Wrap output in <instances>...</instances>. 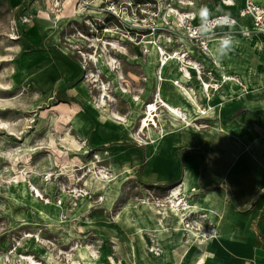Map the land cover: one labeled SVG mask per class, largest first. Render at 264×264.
Instances as JSON below:
<instances>
[{
	"label": "rangeland",
	"instance_id": "rangeland-1",
	"mask_svg": "<svg viewBox=\"0 0 264 264\" xmlns=\"http://www.w3.org/2000/svg\"><path fill=\"white\" fill-rule=\"evenodd\" d=\"M77 1L82 4V0H60L58 8H54L52 0H44L42 11L49 13L53 28L41 37L42 44L36 43V37L28 34V31L27 38L23 36L18 23L19 31L14 32L11 24L14 12L3 8L0 11V264H33L24 259L27 256L38 264H165L171 252L175 253L176 258L173 264H177V260L183 261L184 256L192 253H201L195 262L201 264L208 252H202L204 241L199 238L193 224L194 213L200 206L186 198L193 207L191 220L187 223L186 231H173L174 222L162 215L171 210L169 190L172 188L165 190V195H159L152 183L141 179L140 172L128 177L120 174L128 171L122 166L115 170V159L108 150L90 146L87 138L73 132L67 119H58L59 108L56 107L61 102L69 103L80 98L76 87L82 82L87 98L83 96L86 102L82 101L81 105L86 110L89 103L99 97V91L94 86L96 84L89 82L87 76H98L100 70V79L109 85V93L115 100L110 104L111 109L129 120L128 127H124L131 136L128 143L142 146L144 150L152 146L148 135H140L139 140L137 131L146 113L145 106L155 99V92L151 93L154 88L152 81H155V77L158 79L160 72L154 56L157 46L152 45L155 41L171 53L186 55L188 60L199 65L200 71L203 66V79L219 85L218 91L221 92L216 97L208 100L200 87L197 96L205 108L208 105L214 108L222 103L225 106L222 113L201 115L198 111L194 127L197 126L202 133L213 126L216 131L219 129L217 132L220 134L224 133L222 129H227L230 137L234 132L240 140H237L240 143L237 157L244 154L246 158H251L250 153L256 151L260 154V148H254L251 143L245 144L240 139L244 135L251 137L250 115L245 104L236 101L235 85L229 87V92L225 90L226 74L237 73L244 77L246 72L242 73L226 64L235 63L239 51L233 47L225 58L212 43L210 53L196 59L193 52L196 48L184 36L183 24H178L179 20L185 19V14H195L199 18L204 6L209 10L208 17L219 12L235 15L242 0L236 4L229 1L233 5L224 3V0H103V9L95 8L97 14L83 12L82 15L76 13ZM112 1H116L117 8L122 6L121 10H124L123 25L118 24L111 14L107 15L104 3L110 4ZM136 2L145 3L137 9ZM127 4L132 5L128 7ZM72 8L75 9L73 12L70 11ZM141 10L148 13V19L141 26H148L151 14L160 12L161 18L164 15L170 21V30L160 31L163 34L158 36L148 32L139 33L140 29L134 22L136 20L128 15H132V12L139 15ZM171 10L174 11L172 15ZM50 31L58 34V42L63 50L52 46L47 39ZM240 38L244 48L246 45L251 48V64H255L254 67L252 65L253 81L260 82L256 76H264V57L258 59L255 56L257 53L252 50L254 37ZM115 42L122 47L118 51L125 54L113 49L111 43ZM216 43L220 46V42ZM106 51L119 61L125 77L122 84L117 81V73L105 65ZM28 53L30 55L25 56ZM51 59L57 64L72 65L73 72L63 73L64 80L60 84L55 82L51 94L46 95L45 91L35 88L27 80L34 78L43 82L39 70L30 69L26 74L21 70V64L44 63L47 70L52 67ZM177 66L170 63L162 77L180 79ZM59 69L53 70L56 75L61 73L62 69ZM200 71H191L194 81L198 83H201L197 76ZM236 79L239 80V77ZM123 87L128 90L126 94L121 92ZM167 92L169 95H164L172 104L187 105L171 89L167 88ZM136 95L141 98V107L132 105V98ZM252 98L264 102V85L254 88ZM236 103L239 105H234ZM160 115L165 118L163 111ZM157 133L160 131L157 130ZM146 142L150 143L147 145ZM159 143L152 148L156 149ZM24 146L30 148L24 151ZM91 175L96 180L94 186L89 188L86 184ZM105 177L112 180L106 183L107 190H103L100 183V179ZM26 187L30 190L28 194L24 189ZM35 187L41 193L39 198ZM186 234L193 236L194 242L186 244L184 241L183 244Z\"/></svg>",
	"mask_w": 264,
	"mask_h": 264
},
{
	"label": "crops",
	"instance_id": "crops-1",
	"mask_svg": "<svg viewBox=\"0 0 264 264\" xmlns=\"http://www.w3.org/2000/svg\"><path fill=\"white\" fill-rule=\"evenodd\" d=\"M231 1L235 4L240 2V0ZM258 1L264 7V0ZM244 4L245 0H242L235 15L227 12H219L218 14H227L239 19L240 10ZM44 5V0H0V11L2 8L10 10L12 13L14 12V18L19 15L31 17L32 22L30 24H19L21 34L27 38L28 31V34L36 37V43L42 44L41 37L46 36L48 30L53 28V23L47 16L49 13L44 14L42 11ZM72 10L73 8L70 11ZM213 15L216 14L213 13ZM33 16L36 18L33 19ZM240 23L246 27L252 26L249 18ZM55 33L50 31L47 39H51L52 46L61 48L58 42L60 41L58 34ZM235 41H241V38L232 39L231 48L235 47L237 51L240 44L238 42L236 44ZM253 42L252 50L260 55L255 56L258 59L264 57V37H254ZM61 49L63 50V48ZM200 56L202 55L195 54L196 59H200ZM51 61L52 67L47 70H45L46 65L44 63L24 62L21 64V70L26 74L30 72L28 71L30 69L39 70L38 73L43 77V82L36 81L34 78L27 80L35 88H41L45 91L46 95L51 94L55 82L60 84L64 80L63 73L70 74L73 72L70 67L72 65H63L61 62L57 64L52 59ZM59 68L62 71L56 75L54 71ZM82 68H79V71ZM252 68L249 65V68L245 69L244 77L237 73L226 74L232 75L233 78L238 76L242 84L247 86V88L245 87L247 90L244 91L237 83L233 84L237 95L236 101H240L242 105L245 104L244 106H246L247 101L255 100L252 98L254 88L264 85V76H256L259 77L260 82L253 81ZM248 69H250V74ZM183 82L194 88L199 95L198 88L200 86L198 87L196 80ZM156 84L157 77H155V81H152L154 88L151 93L153 92V94ZM146 85L148 89V81ZM83 87L82 82L76 87V92L80 93V98L73 99L69 103L61 102L56 107L59 108L58 119H67L73 132L87 138L90 146L107 149L110 156L115 159L116 167L114 169L118 171L119 167L122 166L128 171H122L120 174H125L128 177V175L140 172L141 179L144 182L152 183L154 190L159 195H165V190L170 188L182 187L181 191L184 196L189 197L191 203L200 206L193 216V220L197 224H193L195 231L204 241L202 242V252H208L201 264H264V102L260 101L261 108L259 107L256 113L248 111L251 137L240 136L245 144L251 143L254 148H260V154L257 152L250 153L251 158H246L244 154L237 157V148L240 147V143H237L239 139L236 138L235 133L225 122V126L233 132L231 137L227 129H222L224 133L220 134L213 126L211 130L203 131L204 136L196 145L184 142L181 135H169L170 137L162 140L156 149H153L152 145L144 150L142 146L128 143L131 141V136L126 129L100 122L98 112L94 111L92 106H88L86 110L82 108L81 102H86L83 96L86 97L87 94ZM167 88L171 89L168 86L163 87V94L169 95ZM219 92L221 91L215 92L211 98L216 97ZM224 107L220 103L207 115L222 113ZM166 226L169 224L166 223ZM184 241L186 244L194 242V237L186 234L183 238V244ZM174 255L175 253L171 252L170 258L166 260L165 264H173L176 260ZM200 256L201 253H192L189 256H184L183 261L177 260L176 262L177 264H195Z\"/></svg>",
	"mask_w": 264,
	"mask_h": 264
},
{
	"label": "bare ground",
	"instance_id": "bare-ground-1",
	"mask_svg": "<svg viewBox=\"0 0 264 264\" xmlns=\"http://www.w3.org/2000/svg\"><path fill=\"white\" fill-rule=\"evenodd\" d=\"M52 1L54 3V8H58L60 0H52ZM62 1L65 2L66 0H62ZM229 1H231V0H224L223 2L228 4ZM228 5H233V3L229 2ZM70 8L71 7H69V9ZM79 9H80V7H78L77 4H76V13L78 15H82L81 12L79 11ZM73 10H75V9H73ZM59 12H61V10L58 11L57 13H59ZM172 12L174 13V11H172V10L170 11L171 15H172ZM90 13L97 14L96 12H93V11L90 12ZM184 14H182L181 16H183ZM190 15L191 16L192 15L195 16V14H190ZM35 18H36V16H33V19H35ZM184 21L185 20H183V19L179 20V22H178L179 26H182V23H184ZM233 28L234 27H232L231 29H233ZM220 29L222 31H225L226 27L220 26V27L217 28L218 31ZM235 37H238V36H236V35L233 36V39ZM248 37H258V36L250 35ZM215 42H219L218 36L217 35H211L209 37V53H210V46H211L212 43L214 44L213 47L215 46L216 48L219 49L220 46L217 43H215ZM237 42H238V44H240V46L237 48V50L239 51V54H238L239 58L237 60L236 59H234V60H236L235 63H237V61H238V64L235 65V63H232V62L226 63V64L228 65V67L237 68V70H240L242 73H244L245 69L247 70V68H249V65H250V67H252V65H253V64L250 63L251 62V54H252L251 53V48H250L249 45H246L245 48H247V49H245L243 47L244 45L242 46L243 48H241V42H243V41H235L236 44H237ZM95 45H96V43H95ZM109 45H110V43H109ZM152 45L157 46L155 41L152 42ZM111 46L113 47V49H115V51L121 52L122 54H125V52H123V51H118V48H119V50L122 49V47H120L118 45V43H117V45H116V42L115 43H111ZM156 48H158V47H156ZM105 50H107V49H105ZM162 52H163V54L167 55L166 59L162 58L165 61L163 65L161 64V61H159L160 53H159L158 49H155V53H154V56H155V58L157 60L158 70L160 71V73L162 74L164 72V70H166L168 68L170 63H173V64H177L178 65L177 67L179 68L178 70L180 71V73H181L180 75L181 76H180V79H175L173 77L164 79L162 77L163 81H161V82H159L157 84L158 87L160 88L158 90V97H156V99H153V101L151 103H148L149 107H147L148 104L145 106L146 113H145V115L143 117L144 119L142 120V124H141V122L139 124L138 131H137V132H139V134L136 132L138 134V137H137V134L135 136L140 140L141 139L140 135H142V136L143 135H146V136L148 135V137H149L148 139H150V142L154 145V144H156L158 142H161L162 140H165L169 135H181L182 140L184 142H189V143H192V144L196 145L203 138L202 131H200L199 128H197L196 125H195L196 127H194V122L198 120L196 118L197 112L200 111L201 115H206L209 111L213 110V107L209 106V105L207 106V108L202 107L201 101L199 100V97L198 96L195 97L193 95V93L188 89L187 84L183 82V81H187V82L188 81H192V82L194 81V78H193V75L191 74V71H197V70L200 71L199 65L197 63L193 62L192 60H188L186 58V55L182 56L181 54H178V53L174 54V53H171V52H169L167 50L164 51V49H162ZM228 55H229V51H228L227 55H223V56L225 58H227ZM84 57H85V55H84ZM87 57H88V55H87ZM104 57H105L104 59H105L106 67L109 70L117 73V75H116L117 76V81H119V83L122 84L124 82V80H125V77H124L123 73L121 72V69H120V67L118 65L119 61L116 58H114L113 56L109 55V53H107V51H106ZM233 58H235V57L233 56ZM252 69L254 70V68H252ZM31 70H35V69H31ZM249 70L250 69H248V72H249ZM98 74H99L98 76H97V74L96 75L95 74L94 75L91 74V75L87 76L88 77V81L93 83V84H96L94 86H95V88L98 89L97 91H99V97L96 98L95 101H92L91 103H89L90 104L89 106H92V109H94V111L96 110L98 112L99 121L103 122V124L110 123V125L112 124L114 126L121 127V128L122 127L123 128L124 127H128L129 120H127V118L123 117L121 114L117 113V111H114V110L111 109V105L110 104H113V102L115 100L112 98V96L109 93V89H110L109 85H107L103 81H101V79H100L101 71L100 70H99ZM249 74H250V72H249ZM231 76L232 75H229V76L225 75V77H226L225 90L227 92H229V87L233 86V84H234L233 81L235 80L236 83L238 81V79H236V78L233 79V77H231ZM199 80H200V78H199ZM248 80H249V78H248ZM164 85L165 86H170L172 92H175L176 94L181 96V98H182L181 100H184V102H186L187 105H185V104H172L169 101V99H167L165 97V95L163 94L162 87H164ZM199 86H200L201 91L204 92L203 91V86H204L203 83H198V87ZM239 87H241L242 90H243V86H239ZM245 87L247 88L246 85H245ZM121 92L126 94L128 92V90L124 89V87H123L121 89ZM153 97H155V94H154ZM140 100H141V98L136 95L134 98H132V102H133L132 105L133 106H135V105L139 106L140 105V107H141V103H139ZM177 100H179V99H177ZM260 103L261 102L258 101V100H250V101H247V104H246L245 107L247 108L248 111L256 112L257 110H259ZM161 110L165 114V118H163L160 115V113L162 112ZM157 130L160 131V133H157ZM218 130L219 129H217V131ZM37 132L40 133L41 130L38 129ZM149 143L146 142L145 144L148 145ZM28 148H30V147L24 146V151H26ZM95 180H94L93 176L91 175L90 178L88 179L86 185L89 188H92L94 186V184H95ZM110 181H112V180H110V177H108V178L105 177V179L104 178L100 179V183L103 184V190H107L106 188H107L108 185H106V183H109ZM92 183H93V185H92ZM186 183H187V179L185 180V185H186ZM89 188H86V189L89 190ZM181 188L182 187H179V186H176V187L172 188L171 194L169 196L170 203L172 204V206H169L171 208V210L169 212L165 213V214H162L166 219H168L171 222H174V227H173L174 230L173 231L178 232V233L186 231L187 223L189 222V220H191V217H192L191 211L193 209V207L189 205V202L186 201V198H188V197H184V194L182 193ZM24 189H25V192L27 194L30 192V190L27 187L24 188ZM35 190H36L37 196L39 198L41 196V193L36 187H35L34 191ZM33 197H35L34 194H33ZM154 212H155V210H154ZM159 219H161V218H159ZM222 231H225V230H222ZM191 233L196 235V236H198L196 233H194L192 231H191ZM24 259L32 262L33 264H38L30 256H27Z\"/></svg>",
	"mask_w": 264,
	"mask_h": 264
},
{
	"label": "built area",
	"instance_id": "built-area-1",
	"mask_svg": "<svg viewBox=\"0 0 264 264\" xmlns=\"http://www.w3.org/2000/svg\"><path fill=\"white\" fill-rule=\"evenodd\" d=\"M78 2L79 1H77L76 4H79L78 7H80L79 11L81 12V14L83 12L85 13H90L92 11L96 12L95 11L96 7L98 8L101 7L103 9V0H94V1L82 0V4ZM136 3L138 6L137 9H139L140 5L144 4L145 2L144 3L136 2ZM104 4L107 7L106 8L107 15L111 14L115 19H117L118 24L123 25V21L125 22L123 15L125 14H124V10L123 11L121 10L122 6L120 8H117L118 5H116V1H112L110 4H106V3ZM127 5L128 7H131L132 4H127ZM146 15H148L146 10H141L139 12V15L137 12L134 13L132 12V15H128V17H131L134 20H136L134 22H136V24L138 25L137 28L140 29L138 30L139 33L148 32L153 36H158L157 34L159 35L163 34L160 31L170 30L171 28L169 23L170 21L166 20L164 15L163 18H161L162 14L160 12L157 15L155 13L151 14V16L149 17L150 20L147 23L148 26L146 27L141 26L142 23H145V21L148 19ZM239 17H240L239 19H236L227 14H216L207 17L205 20H202L201 18L198 17L197 19L196 16L193 17V15L189 16V14H186L184 19L185 22L182 23L185 33L184 36L196 48V50H193V52L200 55H206L209 53V37L211 35H217L219 42H221L222 38H224L225 36H230L231 41L233 39V36L235 35L242 38L248 37L251 34H253L252 36L264 37V7L259 3L258 0H245L244 7L240 10ZM247 18L251 19L252 22L251 27L243 26L240 23L241 21L244 22ZM31 22H32L31 17L27 15H19L18 17L14 18L11 21V24L14 27L13 28L14 32L18 33L19 28L17 26V23L21 25H27L30 24ZM220 26L226 27V30L218 31L217 28ZM232 27L234 28L231 29ZM129 30H131V28H129ZM15 35L18 38V34L15 33ZM157 47L160 53L161 64L163 65L165 61L162 58L166 59L167 55L163 54L162 49H164L165 51L166 48L162 47L160 44H158ZM203 71L204 68L202 66L201 73H198L197 76L200 77V81L204 85L203 86L204 95L205 97L207 96V99L209 100L212 97L211 93L214 91L215 92L218 91L219 85L216 83L205 81L203 79ZM158 75L159 76L157 79V84L163 81L162 80L163 78L161 76L162 74L159 72ZM237 82L239 83L240 81L238 80ZM157 84L155 86V97H154L155 99L156 97H158V90L160 89ZM239 84L240 86H243L244 90L246 89L241 82ZM188 89L193 93L195 97H197V92L194 88L188 86ZM147 107H149V104L147 105ZM171 191L172 189L169 190L170 192L169 196L171 194ZM195 224L197 223L195 222Z\"/></svg>",
	"mask_w": 264,
	"mask_h": 264
},
{
	"label": "clouds",
	"instance_id": "clouds-1",
	"mask_svg": "<svg viewBox=\"0 0 264 264\" xmlns=\"http://www.w3.org/2000/svg\"><path fill=\"white\" fill-rule=\"evenodd\" d=\"M200 17L202 20H205L208 15H209V10L206 6L202 7L199 13ZM232 45L231 37L230 36H225L222 38L220 42V47L218 49L219 53L221 55H227L228 51L230 50Z\"/></svg>",
	"mask_w": 264,
	"mask_h": 264
}]
</instances>
